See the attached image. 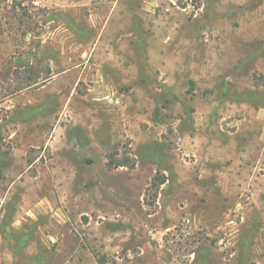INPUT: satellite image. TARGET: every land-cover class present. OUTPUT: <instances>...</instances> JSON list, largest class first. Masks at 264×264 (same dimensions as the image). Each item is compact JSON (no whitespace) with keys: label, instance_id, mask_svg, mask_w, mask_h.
Returning <instances> with one entry per match:
<instances>
[{"label":"rangeland","instance_id":"obj_1","mask_svg":"<svg viewBox=\"0 0 264 264\" xmlns=\"http://www.w3.org/2000/svg\"><path fill=\"white\" fill-rule=\"evenodd\" d=\"M0 264H264V0H0Z\"/></svg>","mask_w":264,"mask_h":264},{"label":"trees","instance_id":"obj_2","mask_svg":"<svg viewBox=\"0 0 264 264\" xmlns=\"http://www.w3.org/2000/svg\"><path fill=\"white\" fill-rule=\"evenodd\" d=\"M126 163L123 161H117L116 159L109 157L108 161H107V165L109 167L112 166H122L125 165ZM165 181V176L163 175V173H159L157 172L152 179L151 184L157 188L160 184H162Z\"/></svg>","mask_w":264,"mask_h":264},{"label":"water","instance_id":"obj_3","mask_svg":"<svg viewBox=\"0 0 264 264\" xmlns=\"http://www.w3.org/2000/svg\"><path fill=\"white\" fill-rule=\"evenodd\" d=\"M87 163H90V161H87Z\"/></svg>","mask_w":264,"mask_h":264}]
</instances>
